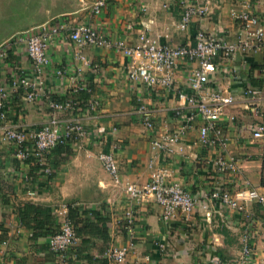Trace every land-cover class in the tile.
<instances>
[{
  "label": "crops",
  "instance_id": "0c3cea01",
  "mask_svg": "<svg viewBox=\"0 0 264 264\" xmlns=\"http://www.w3.org/2000/svg\"><path fill=\"white\" fill-rule=\"evenodd\" d=\"M186 1L206 5L207 14L194 18L182 31L178 28L180 0H109L99 15L92 14L91 0H0V47L55 21L69 28L90 25L111 44L129 47L138 45L140 33L161 45L181 46L192 42L197 29L237 43L242 37L237 16L246 12L258 17L264 28V0ZM79 53L86 65L77 57ZM47 54L49 65L39 72L23 45L11 43L5 57H0V85L18 75L35 82L38 91L29 103L21 93L10 96L6 118L0 121V264H116L106 258L107 250L125 246L130 238L134 248L122 264H232L251 224L252 264H264L263 205L245 204L242 214V210L219 209L202 198L189 215L179 214L163 223L162 209L153 199L129 200L124 190L129 183L145 185L161 167L170 180L193 194L218 187L232 193L244 188L264 193L263 145L252 136L253 127L262 120L252 110L264 107V47L256 52L239 50L218 61L210 78L211 86L235 98L219 125L226 156L235 159L236 171H221L215 165L219 153L200 144L201 121L186 124L183 116L176 115L184 104L178 94L189 93L192 65L180 62L172 72L170 87L149 89L129 80V59L115 48L88 46L78 51L67 37H60ZM76 86L82 90L74 92ZM248 88L257 94L253 99L245 96ZM65 99H73L75 106L65 111L49 108V101ZM141 106L149 112L153 130L139 120ZM51 117L62 131L77 124L85 135L50 151L47 164L52 173L45 176L34 157L23 158V148L4 139L3 127L28 131L40 128ZM178 131L181 137L166 150L152 147L160 133ZM102 151L114 153L118 183L99 161ZM127 207L135 217L130 232L121 231L119 225ZM246 213L249 222L244 221ZM70 215L77 240L62 259L49 250L48 241Z\"/></svg>",
  "mask_w": 264,
  "mask_h": 264
},
{
  "label": "built area",
  "instance_id": "2783aa9c",
  "mask_svg": "<svg viewBox=\"0 0 264 264\" xmlns=\"http://www.w3.org/2000/svg\"><path fill=\"white\" fill-rule=\"evenodd\" d=\"M109 0H91V12L99 15L108 5ZM182 14L178 28L186 30L194 18H202L207 14L206 5L192 3L186 0L179 2ZM242 37L237 43H231L226 37L213 36L202 29L193 33L191 43L181 46H168L158 44L149 38L145 33L138 36V45L135 47L124 46L121 43L111 44L108 39L98 33L92 26L78 24L74 27H67L61 21L48 22L37 27L32 34H19L7 41L0 47V57L4 58L11 43L23 45L27 57L32 61L36 71L49 65L47 49L60 37L67 39L81 51L83 48L103 47L115 48L116 51L129 59L126 65L127 77L130 81L142 83L151 89L156 86L170 87L172 72L180 62L192 65L191 77L188 83V94H178L179 102L183 101L176 111V115L183 116L186 124L195 120L201 121L199 128V142L208 150L219 153L215 165L221 171H236L235 159L226 156L224 134L220 124L222 114L235 103V98L220 88L211 86L210 78L217 71V62L227 60L237 51L244 53L256 52L264 47V28L258 17L249 12L237 16ZM67 32L66 36L63 34ZM77 57L87 64L84 56L79 53ZM77 71H80L77 68ZM62 75L61 71L57 72ZM264 77V68L262 70ZM82 90L80 86L74 88V92ZM22 95L25 102H32L38 95L37 84L26 77L14 76L13 79L0 85V121L6 118V105L10 96ZM257 94L253 89L248 88L245 96L253 99ZM75 106L73 99L64 101H49V108L54 111L70 110ZM187 110L183 112L181 110ZM257 108V107H254ZM255 115L261 116V109L252 110ZM139 120L147 130H153V123L150 114L143 106L137 110ZM59 125L56 118L51 117L48 122L37 129L21 131L18 129L3 127V135L6 141L12 142L23 148V158L34 157L43 175H50L52 169L47 164V156L50 151L58 145H65L71 138L74 140L83 139L85 130L80 125L74 124L67 127L65 131ZM183 130V128H182ZM156 135L158 133L154 132ZM264 134V124L258 122L252 130L254 139H261ZM181 137V132L173 135L160 133L157 139L152 141V147L159 150H166L170 144L176 143ZM104 170L113 181L118 183L119 170L112 151H102L98 155ZM129 200H141L150 198L157 203L161 209V221L169 223L176 215H189L195 209L202 198H207L211 205L216 204L219 209L241 211L245 204H258L264 206V193L255 188H244L238 192L222 187L215 188L209 192L199 191L193 194L187 191L177 181L170 180L165 168L154 170L148 182L143 186L129 183L124 187ZM126 209L123 218L126 231L130 232L134 225V215L130 209ZM244 221L249 222V214H245ZM252 234L249 226H246L245 234L242 237V247L238 258L232 264H252L254 252L250 240ZM77 240L76 228L69 218L63 219L57 232L49 237V250L59 256L66 258L71 252ZM134 248L133 238L122 247H111L107 250L106 258L109 262L116 264L125 263L126 257ZM138 264V263H135Z\"/></svg>",
  "mask_w": 264,
  "mask_h": 264
},
{
  "label": "rangeland",
  "instance_id": "374dc122",
  "mask_svg": "<svg viewBox=\"0 0 264 264\" xmlns=\"http://www.w3.org/2000/svg\"><path fill=\"white\" fill-rule=\"evenodd\" d=\"M15 35V34H14ZM264 123V122H263ZM261 141H262V145H263V151H264V134H263V137L261 138ZM262 158H263V163H262V171H261V185H263L264 186V152H263V155H262ZM259 209L257 208V214L259 213V211H258ZM119 222H121V224H119L120 226H121V231H122V229L124 228V230H125V225L123 224L124 223V221L123 220H121V221H119ZM251 234L253 235V230H252V224H251Z\"/></svg>",
  "mask_w": 264,
  "mask_h": 264
},
{
  "label": "trees",
  "instance_id": "16d2710c",
  "mask_svg": "<svg viewBox=\"0 0 264 264\" xmlns=\"http://www.w3.org/2000/svg\"><path fill=\"white\" fill-rule=\"evenodd\" d=\"M261 111H262V113H261L262 115H261V116H262V120H263V121H262V120H261V121L264 122V107H263V109H261ZM263 124H264V123H263ZM262 186H263V185H262ZM69 218L71 219V221H73V218H72L71 215L69 216ZM37 224H39V223H37ZM52 234H54V233H52ZM76 234H77V233H76ZM37 235H38V233L35 232V237H36Z\"/></svg>",
  "mask_w": 264,
  "mask_h": 264
}]
</instances>
